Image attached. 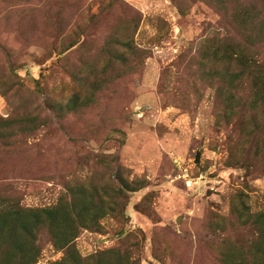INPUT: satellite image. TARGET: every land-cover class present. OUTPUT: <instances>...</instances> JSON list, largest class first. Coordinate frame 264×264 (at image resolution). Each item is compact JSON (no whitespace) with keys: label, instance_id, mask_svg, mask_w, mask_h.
<instances>
[{"label":"rangeland","instance_id":"1","mask_svg":"<svg viewBox=\"0 0 264 264\" xmlns=\"http://www.w3.org/2000/svg\"><path fill=\"white\" fill-rule=\"evenodd\" d=\"M246 5L264 10V0ZM236 7L222 0H0V82L16 69L36 92L26 109L46 122L34 136L0 144V197L44 209L71 188L105 194L118 184V165L123 179L146 186L128 196L125 216L82 232L83 257L128 247L141 264H221L228 236L249 243L253 232L237 223L232 198L242 194L251 213H264V156L240 144L239 109L235 115L218 90L222 77L209 73L221 67L204 58L208 41L240 39ZM112 40L120 44L109 69ZM73 43L63 55L55 51ZM95 91L93 107L70 110L77 94ZM22 103L16 98L10 107L0 93V117L22 112ZM38 244L39 264L63 258L48 231Z\"/></svg>","mask_w":264,"mask_h":264},{"label":"trees","instance_id":"2","mask_svg":"<svg viewBox=\"0 0 264 264\" xmlns=\"http://www.w3.org/2000/svg\"><path fill=\"white\" fill-rule=\"evenodd\" d=\"M231 1L237 4L233 9V25L241 34L240 39L208 41L209 48L204 58L208 64L221 67L222 71L216 68L210 69L209 73L222 77L223 84L218 90L235 115V109H239L238 115L242 118L240 129L243 131L240 144L247 152L253 144L259 153L257 155L264 156V61L260 59L258 49L264 48V10L246 5L250 0H222V3L226 5ZM119 44L112 40L105 52L109 69L117 60L112 56V48ZM75 45L70 44L65 50L56 47L55 51L63 55ZM124 47L130 56L139 58L136 48ZM8 75L10 82H0V93L10 107H13L16 98H22L24 103L21 104L22 112L8 118L0 117V144L3 145L10 144L20 136H34L46 124L42 116L26 109L36 92L26 86L16 69L11 68ZM98 83L94 81L93 89H97ZM248 86L251 92L246 98L243 91ZM96 91L92 97L82 98L77 94L69 105L70 110L93 107L97 102ZM231 121L227 123L231 124ZM116 169L118 184H114L110 191L105 190L103 194L100 189L92 188L91 194V190L85 191L86 187L71 188L66 199L54 207L23 208L10 197H0V264H39L42 249L38 244V235L43 230L51 235L54 247L64 253L61 260L52 264H141L139 255L136 256L132 248L114 247L83 257L76 246L83 231L98 233L102 229L101 222L107 217L117 219L125 216L128 196L145 188L142 181L123 179L122 169L118 165L114 166ZM68 198L71 200L67 201ZM231 211L237 223L253 232L254 237L245 243L228 236L219 248L221 264H264V213H251L242 194L232 198Z\"/></svg>","mask_w":264,"mask_h":264},{"label":"water","instance_id":"3","mask_svg":"<svg viewBox=\"0 0 264 264\" xmlns=\"http://www.w3.org/2000/svg\"><path fill=\"white\" fill-rule=\"evenodd\" d=\"M197 161H199V156H198V158H197Z\"/></svg>","mask_w":264,"mask_h":264}]
</instances>
